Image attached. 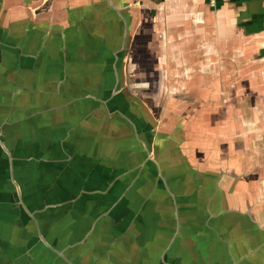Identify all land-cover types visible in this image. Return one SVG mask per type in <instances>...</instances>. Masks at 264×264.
Returning <instances> with one entry per match:
<instances>
[{
	"label": "crops",
	"instance_id": "0c3cea01",
	"mask_svg": "<svg viewBox=\"0 0 264 264\" xmlns=\"http://www.w3.org/2000/svg\"><path fill=\"white\" fill-rule=\"evenodd\" d=\"M0 264H264V0H0Z\"/></svg>",
	"mask_w": 264,
	"mask_h": 264
}]
</instances>
